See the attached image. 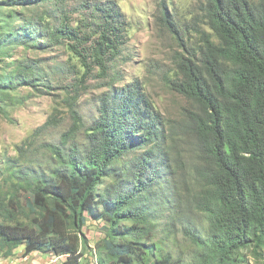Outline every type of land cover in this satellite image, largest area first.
Instances as JSON below:
<instances>
[{
  "label": "trees",
  "instance_id": "trees-1",
  "mask_svg": "<svg viewBox=\"0 0 264 264\" xmlns=\"http://www.w3.org/2000/svg\"><path fill=\"white\" fill-rule=\"evenodd\" d=\"M63 2L0 0V64L12 66L0 73L1 102L25 85L46 92L50 67L15 59L24 43L29 51L70 41L89 70L128 60L115 2H95L77 26ZM205 16L209 32L181 59L174 83L195 107L182 123L193 162L179 161L177 126L142 85L124 84L102 98L82 143L75 130L46 146L45 161L24 156L7 166L0 257L24 247L62 264H243L246 252L264 251V0H209ZM89 218L103 223L94 247L83 232Z\"/></svg>",
  "mask_w": 264,
  "mask_h": 264
},
{
  "label": "rangeland",
  "instance_id": "rangeland-1",
  "mask_svg": "<svg viewBox=\"0 0 264 264\" xmlns=\"http://www.w3.org/2000/svg\"><path fill=\"white\" fill-rule=\"evenodd\" d=\"M208 1L64 0V6L73 14L74 26H77L76 21L84 22L89 18L88 8L95 2H115L127 28V44L122 52L128 60L118 62L115 59L104 71L92 64L89 70L81 58L72 52L70 41L47 48L33 45L29 51L24 50L25 43L19 46L16 60H41L44 67H50L51 73L44 94L25 85L12 92L8 99L0 101V191H7L11 187L7 181V166L11 161L22 162L24 156L33 162L45 161L46 146L60 144L68 133L75 130L74 138L82 143L85 140V127L95 119L102 98L133 82L142 85L167 124L177 126L179 139L175 143L174 153L179 161L189 166L195 158V144L183 130L182 123L189 120L190 112L195 107L179 93L174 83L183 77L179 68L181 59L198 51L202 45L201 33L209 32L205 16ZM26 6L16 2L12 8L22 15L26 14ZM164 16L176 24L179 35L163 20ZM19 22L17 20L18 25ZM91 25L83 23L82 33H91L83 29L85 27L90 31ZM114 63L117 64L115 69ZM11 68L9 64L1 63L0 73ZM102 229V222L90 218L83 228L92 247L103 237ZM33 255H36L33 259H24L27 256L25 249L19 247L12 257H0V264H32L33 260H48L49 256L48 264H62L65 259L58 260L54 255L41 252H34ZM246 257L243 264H264V251L257 254L248 251ZM86 258L92 260L95 256Z\"/></svg>",
  "mask_w": 264,
  "mask_h": 264
},
{
  "label": "crops",
  "instance_id": "crops-1",
  "mask_svg": "<svg viewBox=\"0 0 264 264\" xmlns=\"http://www.w3.org/2000/svg\"><path fill=\"white\" fill-rule=\"evenodd\" d=\"M16 254V253H15ZM34 253H32V254H30V255H27V256H25L24 257V259H27V260H30L31 258L33 259L34 258V256H36V255H33ZM49 255V254H48ZM49 262H50V256H49ZM48 260H44V258H39V259H37V260H33V263L32 264H42L43 262H48ZM45 263V264H46ZM48 264V263H47Z\"/></svg>",
  "mask_w": 264,
  "mask_h": 264
},
{
  "label": "bare ground",
  "instance_id": "bare-ground-1",
  "mask_svg": "<svg viewBox=\"0 0 264 264\" xmlns=\"http://www.w3.org/2000/svg\"><path fill=\"white\" fill-rule=\"evenodd\" d=\"M58 258V260H60V259H62L63 257H57Z\"/></svg>",
  "mask_w": 264,
  "mask_h": 264
}]
</instances>
